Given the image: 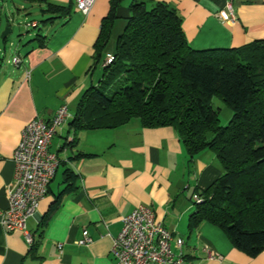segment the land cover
I'll return each instance as SVG.
<instances>
[{"label": "crops", "instance_id": "0c3cea01", "mask_svg": "<svg viewBox=\"0 0 264 264\" xmlns=\"http://www.w3.org/2000/svg\"><path fill=\"white\" fill-rule=\"evenodd\" d=\"M4 1L0 3L5 17L4 23L0 19V211L8 206L13 154L22 128L33 118L50 120L62 104L67 105L68 116L49 145L59 160L55 175L36 213L26 221L32 242L21 230L6 232L0 223V264H115L112 239L121 229L122 216L140 204L151 207L156 221L175 238H183L181 249L173 248L181 251L184 264H264V250L247 255L214 224L189 228V215L196 207L192 195L212 186L223 171L213 151L203 149L191 157L172 127H145L138 117L114 127L73 126L83 94L99 82L107 57L114 53L134 0H117L99 57L95 43L112 0H95L86 14L74 0L38 2L49 16L41 20V27L31 21L38 30L21 38V50L18 45L13 49L11 39L2 41L1 32L10 22L8 14L15 10L17 16L23 15L20 10L25 6ZM160 1L179 12L185 38L194 49L239 47L264 39V0ZM228 2L234 21L220 18ZM49 3L64 6L69 13L49 12ZM16 53L22 57L18 65L12 63ZM84 230L91 241L77 244ZM207 250L218 256L208 257Z\"/></svg>", "mask_w": 264, "mask_h": 264}, {"label": "trees", "instance_id": "16d2710c", "mask_svg": "<svg viewBox=\"0 0 264 264\" xmlns=\"http://www.w3.org/2000/svg\"><path fill=\"white\" fill-rule=\"evenodd\" d=\"M116 5L112 0L101 22L96 57L108 40ZM46 9L69 13L50 3ZM181 21L166 1L134 0L112 61L99 82L86 89L72 123L114 127L138 117L145 127H172L191 157L213 151L223 171L199 192L202 201L189 215V228L214 224L236 248L255 256L264 250V39L194 49ZM214 95L232 109L226 125L219 124V111L210 105Z\"/></svg>", "mask_w": 264, "mask_h": 264}, {"label": "built area", "instance_id": "2783aa9c", "mask_svg": "<svg viewBox=\"0 0 264 264\" xmlns=\"http://www.w3.org/2000/svg\"><path fill=\"white\" fill-rule=\"evenodd\" d=\"M77 9L88 13L95 0H74ZM223 21H234L235 14L230 2L220 13ZM29 24H32L31 22ZM107 57L105 64L112 61ZM21 55L16 53L12 63L18 65ZM68 116L66 104L60 105L52 118L45 121L33 118L21 130L20 140L14 150L13 183L7 190L8 206L0 211V223L6 232L21 230L27 242H32L31 234L26 230V221L33 216L40 201L46 196L48 186L53 179L59 160L49 150L51 138ZM195 203L202 201L198 193L192 195ZM121 229L112 239L110 253L115 264H184V257L174 251V246L181 249L183 238L173 233L156 221L151 207L140 204L121 218ZM91 238L86 230L77 244H87ZM57 247L61 250L62 244ZM208 257L218 256L207 250Z\"/></svg>", "mask_w": 264, "mask_h": 264}, {"label": "rangeland", "instance_id": "374dc122", "mask_svg": "<svg viewBox=\"0 0 264 264\" xmlns=\"http://www.w3.org/2000/svg\"><path fill=\"white\" fill-rule=\"evenodd\" d=\"M14 2H20L19 4L22 3L23 6H25V10H20L23 15L17 16V13H15V10H13L12 15L8 14V18L10 17V24L13 27V31H11L6 37V39L10 40L11 43H14L13 49L17 46L21 50L23 46L21 45V38H25L27 34L35 33L38 29L36 27H32L31 24H29L32 20H35L38 22L39 27H41V20H43L45 17L49 16L48 13H42L39 7L38 2H25L21 0H13ZM5 3L7 2L8 4L12 3V0H5ZM1 3V0H0ZM25 11V12H24ZM0 19H2V23L5 21V17H3L0 13ZM27 23V24H26ZM25 25V26H24ZM25 27H27V31H24ZM27 36L25 40L30 38L31 36ZM24 40V41H25ZM2 41H4L2 39ZM1 42V41H0ZM10 42V41H9ZM10 45V43H9ZM23 51V50H22ZM101 73V72H100ZM210 105L214 109H218L219 111V124L220 125H226L231 116H232V109L229 105H227L221 98L218 96L214 95L210 99Z\"/></svg>", "mask_w": 264, "mask_h": 264}, {"label": "water", "instance_id": "95a60500", "mask_svg": "<svg viewBox=\"0 0 264 264\" xmlns=\"http://www.w3.org/2000/svg\"><path fill=\"white\" fill-rule=\"evenodd\" d=\"M11 32V27L8 24L5 25L4 29L1 32V38H5Z\"/></svg>", "mask_w": 264, "mask_h": 264}]
</instances>
